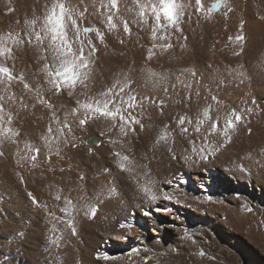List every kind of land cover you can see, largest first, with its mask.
<instances>
[{"label": "bare ground", "instance_id": "obj_1", "mask_svg": "<svg viewBox=\"0 0 264 264\" xmlns=\"http://www.w3.org/2000/svg\"><path fill=\"white\" fill-rule=\"evenodd\" d=\"M56 2L0 0V37L22 41L5 39L12 58L0 57L13 76L0 73V264H264V0H177L179 27L156 38L157 0H60L90 61L72 95L50 83L52 53L35 45ZM129 96L136 107L120 103ZM113 97L111 110L140 121L127 135L81 107Z\"/></svg>", "mask_w": 264, "mask_h": 264}, {"label": "snow or ice", "instance_id": "obj_2", "mask_svg": "<svg viewBox=\"0 0 264 264\" xmlns=\"http://www.w3.org/2000/svg\"><path fill=\"white\" fill-rule=\"evenodd\" d=\"M199 2V0H197ZM224 0H220V4H223ZM112 3L115 4L116 0H112ZM143 7V5H142ZM150 10L154 14L155 17V24L156 27L152 31V37H157V32L161 29H166L168 27L172 28H178L179 22L184 15L183 12V6L177 2V0H157L155 3H150ZM166 21V23H161V20ZM108 21V27L109 29H115L116 24L113 23V16L108 15L107 17ZM33 26H35L36 21L33 20L30 22ZM125 30L130 33L131 29L129 28L127 22H125ZM35 45L37 48L40 49L41 52L47 53L48 51H51V60L53 63L50 65L48 63L44 64V70L47 71L48 76L50 77V83L57 88V90H63L64 88H67L69 91V95H72L73 92L76 90L78 86H84L87 87V81L89 80L91 76V69H90V61L88 56H85V45L82 40L79 39L81 29L77 25V20L72 18V10L67 8L65 3L60 2V0H57L56 3H53L51 6L50 11L47 13L43 20V27L40 31H35ZM69 31H72L74 33V37L70 38ZM93 31H96L94 28L85 27L83 29V32L85 34L91 33ZM182 31V29H180ZM41 32L44 33V35H41ZM169 37L167 34L165 35V39H168ZM5 39H8L11 41L12 44H20L22 41L19 40V38H12L9 34V37H0V57H3L5 59L12 58V47L7 46V44L4 42ZM28 42L29 44L33 43V38L31 35L28 36ZM101 42H103V35L100 36ZM237 41H243L244 37L242 35H238L235 38ZM48 40L49 45L48 48H44L43 44L44 41ZM77 43L79 45V48L77 51L73 50V44ZM89 45H91V41L88 42ZM155 47H161L164 49H170L172 48V44L167 45H156ZM95 46L93 45L89 50V56L92 55V53L95 51ZM243 49H241V52ZM239 55L240 53H236ZM152 52L149 51V59H151ZM43 59L47 60L48 57L42 56ZM0 73H4L7 75V80L11 81L13 79V76L10 74L9 69L7 67H0ZM0 83H5L3 80H0ZM124 88L120 89V92H123ZM113 93V89L109 88L106 93L103 95L110 96ZM134 96H129L127 100L125 101L124 98H121V104L127 103L129 108L136 107ZM41 104H46L47 102L45 100L39 101ZM115 98L113 97L112 100H103V101H97L95 104L87 102L81 104V107L89 110L93 113L99 114L105 118L111 119L113 122H115L117 119H119L122 123L120 124V133L123 135L128 134L129 127L133 124H139L140 121L137 120L134 116L131 118H126L123 115V109L121 108L120 104H117L115 107V110L110 109V104H114ZM3 111V106L0 105V112ZM205 117H208V111L206 110L204 113ZM3 117L0 116V122H2ZM243 117L240 114H234V120L228 119L227 123L224 125L222 129V135L223 137L228 141L231 142V135L230 130H235L237 123H242ZM10 123V120H9ZM81 125L87 123V120H82ZM181 124L184 123V120L181 119ZM186 130V129H185ZM197 130H199V126L197 127ZM219 125L214 124L211 128V133H215L219 131ZM7 131H11V129H7ZM48 131L51 133L52 129L49 127ZM61 135L63 134V129H60ZM69 131H71L69 127ZM131 131H135V128H131ZM249 132H251V129H249ZM48 137H45V140H47ZM161 140L165 139L164 136L160 137ZM37 152L39 149L36 150ZM119 155V153H117ZM205 157L202 155L201 159H204ZM33 160L36 159L35 156L32 157ZM129 158L127 156L122 157L120 167L121 169L125 168V164L123 161H127ZM130 170V169H129ZM143 191L145 193H148L150 195V198L155 200L157 197L154 194H151V191L149 188L144 187ZM57 200H60L59 194L56 196ZM67 207H65L64 211L67 212L69 215L72 213V209L74 207L72 200L67 199L65 201ZM97 208H92L91 215L94 218L97 212ZM251 211V209H249ZM125 225L122 224L121 227H124ZM69 227H71V222L69 221ZM73 233L75 232V229L72 228ZM203 255V253H201ZM105 259H116V257L111 256H105Z\"/></svg>", "mask_w": 264, "mask_h": 264}, {"label": "rangeland", "instance_id": "obj_3", "mask_svg": "<svg viewBox=\"0 0 264 264\" xmlns=\"http://www.w3.org/2000/svg\"><path fill=\"white\" fill-rule=\"evenodd\" d=\"M56 91H57V92H60L61 90H59V91H58V90H56Z\"/></svg>", "mask_w": 264, "mask_h": 264}]
</instances>
